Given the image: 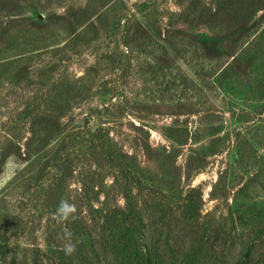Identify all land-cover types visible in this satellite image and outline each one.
I'll list each match as a JSON object with an SVG mask.
<instances>
[{"label": "rangeland", "instance_id": "1", "mask_svg": "<svg viewBox=\"0 0 264 264\" xmlns=\"http://www.w3.org/2000/svg\"><path fill=\"white\" fill-rule=\"evenodd\" d=\"M126 228L264 264V0H0V264H113Z\"/></svg>", "mask_w": 264, "mask_h": 264}, {"label": "trees", "instance_id": "2", "mask_svg": "<svg viewBox=\"0 0 264 264\" xmlns=\"http://www.w3.org/2000/svg\"><path fill=\"white\" fill-rule=\"evenodd\" d=\"M184 202L185 209L188 211L187 215L189 217L194 216L198 208V201L188 196ZM121 235H125V238L122 236V240H119L115 245L116 253L113 264H166L163 257L156 250L158 249L157 247L150 248L149 246H144L143 249H140L138 244L133 241L129 228H126L125 232Z\"/></svg>", "mask_w": 264, "mask_h": 264}]
</instances>
